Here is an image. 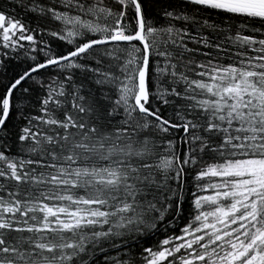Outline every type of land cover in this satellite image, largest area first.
Returning a JSON list of instances; mask_svg holds the SVG:
<instances>
[{
    "label": "snow or ice",
    "instance_id": "6c2138e0",
    "mask_svg": "<svg viewBox=\"0 0 264 264\" xmlns=\"http://www.w3.org/2000/svg\"><path fill=\"white\" fill-rule=\"evenodd\" d=\"M0 264H264V0H0Z\"/></svg>",
    "mask_w": 264,
    "mask_h": 264
},
{
    "label": "trees",
    "instance_id": "16d2710c",
    "mask_svg": "<svg viewBox=\"0 0 264 264\" xmlns=\"http://www.w3.org/2000/svg\"><path fill=\"white\" fill-rule=\"evenodd\" d=\"M163 237H161V239H162Z\"/></svg>",
    "mask_w": 264,
    "mask_h": 264
}]
</instances>
